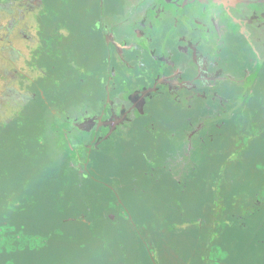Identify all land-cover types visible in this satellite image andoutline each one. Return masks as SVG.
Here are the masks:
<instances>
[{"label": "flooded vegetation", "instance_id": "1", "mask_svg": "<svg viewBox=\"0 0 264 264\" xmlns=\"http://www.w3.org/2000/svg\"><path fill=\"white\" fill-rule=\"evenodd\" d=\"M34 106L36 117L49 110L38 120L45 146L52 139L55 157L75 162L85 180L62 182L63 190L91 187L111 198L118 209L111 217L130 218L152 264L151 243L128 207L134 194L142 202L154 194L150 184L170 190L169 198L157 194L166 210L156 234L162 251L183 248L190 227L204 248L211 244L210 259L228 244L225 236L208 240L214 220L236 231L232 238L256 230L263 241L264 151L257 147L263 167L253 169L239 147L256 144L245 147L239 137L258 134L264 122V0H0L6 138ZM130 152L128 165L95 166L101 156L116 162ZM122 170L147 179L123 180ZM116 183L133 197H122ZM109 214L81 210L72 220Z\"/></svg>", "mask_w": 264, "mask_h": 264}, {"label": "rangeland", "instance_id": "2", "mask_svg": "<svg viewBox=\"0 0 264 264\" xmlns=\"http://www.w3.org/2000/svg\"><path fill=\"white\" fill-rule=\"evenodd\" d=\"M81 30L79 28V33ZM55 88L58 87L55 86ZM57 98H61L60 94H57ZM80 99H83L82 95L77 96V100L80 101ZM35 109L34 106L33 110L26 115L27 121L15 122V125H12L15 131L9 134V138L0 135V264H107L108 262L121 264V261L152 264L151 255L148 254L146 245L142 242L144 239L141 238L140 231L135 229L130 218L122 216L120 217L121 223L118 222V224L111 217L112 214L118 213L111 198L107 201L102 195L95 192V188L87 187L83 190L87 197L86 202L82 192L78 193L74 189L68 190V192L63 190V188L69 187L64 186L62 182L75 185L74 183L81 180V169L79 166H75V162L73 165L62 157H59L60 159L55 157L52 139H48V146H45L43 137L46 135L41 131L38 123L44 121L49 110L45 107L41 115L36 117ZM167 116H170L168 112ZM255 131L256 133L260 132L254 134L253 130L249 129L248 133L239 139L241 145L243 142L245 147L248 143L256 145L251 150L245 151L241 147L239 149L241 152H245L252 168L254 169L256 165L259 169L263 167V163H261V158L257 159L259 154L257 147L262 145L264 151V135L262 134L264 122L260 121L258 129ZM260 134H262L261 142L258 140ZM122 157H118V160L113 162L107 160L110 159L109 157L101 156L100 160H94L95 166L106 168L109 163H116L123 167L130 163L131 152ZM147 161L145 158L148 165ZM212 165L214 164L212 163ZM118 173L123 174V180H131L132 175L135 174L147 179L143 172H133L132 174L122 170ZM82 180L85 181L84 178ZM115 186L122 197L127 198L124 193L133 197L132 194L127 193L128 191L121 190L117 183ZM149 186L154 194L148 193L146 202L137 199L134 194L132 204H129L128 207L131 212L136 214L135 222L144 227L146 240L151 243L152 252L158 264H205L203 260H206V264H211L210 259L223 261L225 255V263L228 262V264H264V231L260 235V238L263 239L262 242L258 241L259 237L254 240L251 236H245L244 240L243 236L232 238L231 235L236 231H229L227 223L220 220L211 222L209 228L212 236L207 237L212 242L215 238L225 236L228 237L227 240L225 239L228 244L226 248H218V254L210 259L209 256L206 259L196 258L197 252L194 254L195 246H192V242L197 243V238L193 237L195 234L188 231L183 248L177 245L173 249L166 248L162 251L156 244V234L160 226V219L163 214H166V210L163 201L157 194L161 193L169 198L170 190L168 191L167 188L163 191L164 184L161 186L150 184ZM43 194H46V197ZM80 196L81 198H79ZM9 201L16 205L15 209L12 208L13 212L18 210L17 207L20 203L25 206V209H28L32 202H35L37 206L32 212L16 213L19 215H14L16 218L10 220L7 208ZM68 202L74 205L70 207L67 205ZM51 203L52 205L49 206ZM126 203L129 202L126 201ZM81 210L87 211L89 214L90 210L91 212L93 210L110 211L111 214H109L110 218L99 217L100 220L92 221L90 224L72 220ZM67 218L68 220L65 221ZM89 218L95 219L91 216ZM144 221L145 224H142ZM188 223H190L188 219H185L183 224L187 226ZM127 224L133 227L134 233L129 232L128 226H124ZM7 226H13V230L6 229ZM145 227H150L148 234L151 233V235L148 236ZM10 234L15 235V239L8 238ZM248 242L252 243V249H247ZM259 243L261 244L258 245ZM158 250L160 251L156 253Z\"/></svg>", "mask_w": 264, "mask_h": 264}, {"label": "trees", "instance_id": "3", "mask_svg": "<svg viewBox=\"0 0 264 264\" xmlns=\"http://www.w3.org/2000/svg\"><path fill=\"white\" fill-rule=\"evenodd\" d=\"M83 176L81 175V180H79V181H82V178ZM17 194V193H16ZM47 194V193H46ZM46 194H43L44 195V197H46L45 195ZM70 203V204H69ZM52 205V203L49 205V206H51ZM67 205H70V207H72L74 204L73 203H71V202H68V204ZM37 205L35 204V202H32V204H30V206L28 207V209H25V206H22L21 205V203L18 205V207H17V209L18 210H16V212H13L14 210L12 209V208H16V205L15 204H12L10 201L8 202V211H9V218H10V220H13L12 218H16L14 215H16V213H19V214H21V213H23V212H25V211H29V212H32L33 210H34V208L36 207ZM19 214H17V215H19ZM16 215V216H17ZM189 226H192V225H189ZM169 227V229H172L173 227H171L170 225L168 226ZM190 228V227H189ZM189 228H187L186 229V233H187V231H188V229ZM174 229H175V227H174ZM190 230V229H189ZM251 231V230H250ZM253 232V231H252ZM252 232H249V234H248V236H251V238L254 240V238H256L257 237V232H256V230H254V232L252 233ZM189 233H191V234H194L193 232H189ZM185 236H186V234H185ZM241 236H243V240H244V235H239V236H237V237H241ZM14 237H16V236H10L9 238H13V239H15ZM194 238L196 237L197 238V243H195V241H193L192 242V246L194 245L195 246V248H194V250H195V252H194V254L197 252V254H196V258H201V259H205L204 257H206V258H208V256L209 255H211V253L209 252L210 250H209V248H211V250L213 249L212 248V246H211V244H210V246H208L209 244H207V246L209 247H203L204 245H205V239H203L202 240V236H196V235H194L193 236ZM16 239H19V238H16ZM212 239V238H211ZM186 240V239H185ZM263 240V239H262ZM226 242V241H225ZM262 242V241H261ZM226 244V243H225ZM259 244H261V243H259ZM214 245V244H213ZM253 248V246H252V243L251 242H248V250L249 249H252ZM193 250V251H194ZM160 251V250H159ZM205 251V252H204ZM204 257H203V256ZM197 260V259H196ZM206 261V260H205ZM108 264V263H107Z\"/></svg>", "mask_w": 264, "mask_h": 264}, {"label": "crops", "instance_id": "4", "mask_svg": "<svg viewBox=\"0 0 264 264\" xmlns=\"http://www.w3.org/2000/svg\"><path fill=\"white\" fill-rule=\"evenodd\" d=\"M15 131V129H13L12 133ZM3 135L2 129H0V135ZM9 138V137H8Z\"/></svg>", "mask_w": 264, "mask_h": 264}, {"label": "water", "instance_id": "5", "mask_svg": "<svg viewBox=\"0 0 264 264\" xmlns=\"http://www.w3.org/2000/svg\"><path fill=\"white\" fill-rule=\"evenodd\" d=\"M155 264H158V263H155Z\"/></svg>", "mask_w": 264, "mask_h": 264}]
</instances>
